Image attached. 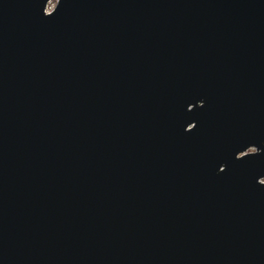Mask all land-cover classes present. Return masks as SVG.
Segmentation results:
<instances>
[{
	"label": "water",
	"instance_id": "95a60500",
	"mask_svg": "<svg viewBox=\"0 0 264 264\" xmlns=\"http://www.w3.org/2000/svg\"><path fill=\"white\" fill-rule=\"evenodd\" d=\"M0 0V264H264V0Z\"/></svg>",
	"mask_w": 264,
	"mask_h": 264
},
{
	"label": "built area",
	"instance_id": "2783aa9c",
	"mask_svg": "<svg viewBox=\"0 0 264 264\" xmlns=\"http://www.w3.org/2000/svg\"><path fill=\"white\" fill-rule=\"evenodd\" d=\"M52 1H50V2H48V4H47V7H46V10L49 12V11H51L52 9H53V7L54 6H52Z\"/></svg>",
	"mask_w": 264,
	"mask_h": 264
},
{
	"label": "rangeland",
	"instance_id": "374dc122",
	"mask_svg": "<svg viewBox=\"0 0 264 264\" xmlns=\"http://www.w3.org/2000/svg\"><path fill=\"white\" fill-rule=\"evenodd\" d=\"M56 3H57V0H53V2L51 4H52V6H55Z\"/></svg>",
	"mask_w": 264,
	"mask_h": 264
},
{
	"label": "bare ground",
	"instance_id": "6f19581e",
	"mask_svg": "<svg viewBox=\"0 0 264 264\" xmlns=\"http://www.w3.org/2000/svg\"><path fill=\"white\" fill-rule=\"evenodd\" d=\"M50 1H52V2H53V0H50ZM50 1H49V2H50Z\"/></svg>",
	"mask_w": 264,
	"mask_h": 264
}]
</instances>
